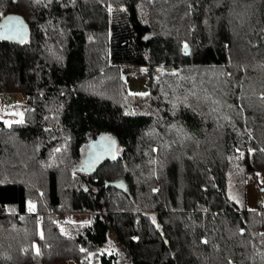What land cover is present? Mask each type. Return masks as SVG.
Returning <instances> with one entry per match:
<instances>
[{
    "label": "trees",
    "instance_id": "16d2710c",
    "mask_svg": "<svg viewBox=\"0 0 264 264\" xmlns=\"http://www.w3.org/2000/svg\"><path fill=\"white\" fill-rule=\"evenodd\" d=\"M9 17L29 34L0 35V95L27 109L0 120V264H264V204L228 198L253 175L264 199V0H0Z\"/></svg>",
    "mask_w": 264,
    "mask_h": 264
},
{
    "label": "rangeland",
    "instance_id": "374dc122",
    "mask_svg": "<svg viewBox=\"0 0 264 264\" xmlns=\"http://www.w3.org/2000/svg\"><path fill=\"white\" fill-rule=\"evenodd\" d=\"M139 77L137 79L127 78L126 85L127 90L132 95H139L142 93H147V88L141 86L142 83L145 82L146 70L139 69L138 70ZM18 108V114H15L12 109L13 107ZM27 109L26 103L23 101V98L14 93L2 94L0 95V120H5L7 122H17L20 121L24 111ZM103 144H107L109 149L104 147H99L97 149V161L95 162V166L105 159L107 156L113 158L115 156V150L112 146V140H104L102 139ZM94 166V167H95ZM94 167L92 169H94ZM255 177L247 176L245 180L238 186L236 185V181L233 180V184L230 185L228 190V198L230 202L236 204L237 206H247L248 208H252L256 205V203L264 204V199L260 190H258V186L254 181ZM260 209V208H258ZM82 217V216H81ZM90 216L85 215L83 218L84 222H89ZM74 221L80 222V219L75 218ZM59 264H75L74 261H69L66 263Z\"/></svg>",
    "mask_w": 264,
    "mask_h": 264
},
{
    "label": "water",
    "instance_id": "95a60500",
    "mask_svg": "<svg viewBox=\"0 0 264 264\" xmlns=\"http://www.w3.org/2000/svg\"><path fill=\"white\" fill-rule=\"evenodd\" d=\"M12 18H14V19L10 20L8 18L5 21V23L0 26V35H2L4 37V39H6L8 42H12V43H20L22 41H25L27 39V37H28V34H29L26 24L24 23V21L20 17H12ZM182 52L186 56H189V54H190L189 47H187V49H185V47H184L182 49ZM100 146L101 147L106 146L109 149L107 144L101 143V144L98 145V148ZM95 155H96L95 150H92L91 153L89 154L88 158L86 159V162L81 164V169L80 170L83 173H87V172L90 171L89 165L93 161ZM110 158H111L110 156H107L103 160H108ZM101 162H99L96 166L93 165V166H95L94 170L98 167V165ZM77 170H79V169H75L74 172H76ZM119 185H120V183H116V182H112V183L106 184L107 187L119 186Z\"/></svg>",
    "mask_w": 264,
    "mask_h": 264
},
{
    "label": "built area",
    "instance_id": "2783aa9c",
    "mask_svg": "<svg viewBox=\"0 0 264 264\" xmlns=\"http://www.w3.org/2000/svg\"><path fill=\"white\" fill-rule=\"evenodd\" d=\"M122 69H123V73H122L123 78L137 79L139 76L137 69L133 66L123 67ZM141 86L147 88L149 86V82L146 80L144 83L141 84ZM257 207L261 209L262 205L260 203H257ZM27 213L28 214L31 213L30 209H27Z\"/></svg>",
    "mask_w": 264,
    "mask_h": 264
},
{
    "label": "snow or ice",
    "instance_id": "6c2138e0",
    "mask_svg": "<svg viewBox=\"0 0 264 264\" xmlns=\"http://www.w3.org/2000/svg\"><path fill=\"white\" fill-rule=\"evenodd\" d=\"M9 19L11 20V19H14V18L9 17ZM185 49H187V45H185ZM139 95H147V94L146 93H142V94H139ZM57 151H59V149H57ZM29 207H30L31 210H34V208H35L34 205H30ZM61 231L63 232V229ZM41 238H43L42 235H41ZM205 243H206V241H205ZM81 251H84V249H81ZM39 254H40L39 253V249H37V255H39Z\"/></svg>",
    "mask_w": 264,
    "mask_h": 264
},
{
    "label": "flooded vegetation",
    "instance_id": "af4514ba",
    "mask_svg": "<svg viewBox=\"0 0 264 264\" xmlns=\"http://www.w3.org/2000/svg\"><path fill=\"white\" fill-rule=\"evenodd\" d=\"M86 162V161H85ZM84 163V162H83Z\"/></svg>",
    "mask_w": 264,
    "mask_h": 264
}]
</instances>
